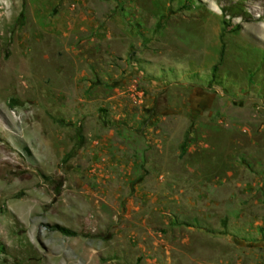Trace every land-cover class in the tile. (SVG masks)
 Instances as JSON below:
<instances>
[{"label": "rangeland", "instance_id": "obj_1", "mask_svg": "<svg viewBox=\"0 0 264 264\" xmlns=\"http://www.w3.org/2000/svg\"><path fill=\"white\" fill-rule=\"evenodd\" d=\"M256 1L0 0V264H264Z\"/></svg>", "mask_w": 264, "mask_h": 264}, {"label": "trees", "instance_id": "obj_2", "mask_svg": "<svg viewBox=\"0 0 264 264\" xmlns=\"http://www.w3.org/2000/svg\"><path fill=\"white\" fill-rule=\"evenodd\" d=\"M50 229L53 231H57L66 237H77L78 236V234L76 232H74L68 228L59 226V225L50 226Z\"/></svg>", "mask_w": 264, "mask_h": 264}, {"label": "bare ground", "instance_id": "obj_3", "mask_svg": "<svg viewBox=\"0 0 264 264\" xmlns=\"http://www.w3.org/2000/svg\"><path fill=\"white\" fill-rule=\"evenodd\" d=\"M256 1V0H255ZM260 2H264V0H259ZM257 2V1H256ZM259 33L264 37V28L260 29Z\"/></svg>", "mask_w": 264, "mask_h": 264}]
</instances>
